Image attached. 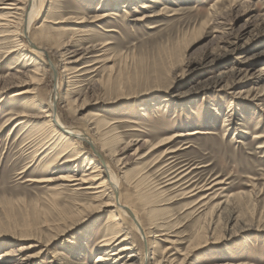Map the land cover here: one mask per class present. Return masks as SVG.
I'll use <instances>...</instances> for the list:
<instances>
[{"label": "rangeland", "instance_id": "rangeland-1", "mask_svg": "<svg viewBox=\"0 0 264 264\" xmlns=\"http://www.w3.org/2000/svg\"><path fill=\"white\" fill-rule=\"evenodd\" d=\"M8 1L16 8L0 4L1 264H96L113 229L114 208L100 205L109 196L40 182L102 166L87 141L58 159L70 140L35 115L57 84V114L106 154L122 198L148 225L154 263L264 264V0H37L29 34L41 54L23 31L29 0ZM176 170L182 182L165 186Z\"/></svg>", "mask_w": 264, "mask_h": 264}, {"label": "bare ground", "instance_id": "bare-ground-1", "mask_svg": "<svg viewBox=\"0 0 264 264\" xmlns=\"http://www.w3.org/2000/svg\"><path fill=\"white\" fill-rule=\"evenodd\" d=\"M43 1V0H42ZM42 3V2H40ZM0 4H2L1 8L3 9H7L8 11H11V9H15L16 7L14 6V3H11V1L8 0H0ZM49 4V3H48ZM40 7H42L39 4ZM147 5H144V7H146ZM40 7H38L37 5V0H29V2L26 4V18L24 20V29L23 31L26 34V38L29 40V44L31 46L34 47V51L37 50L40 54L41 51L44 52L46 49H44L43 46L38 45L34 39L30 36L29 32H30V27L32 26L31 23L33 21H35V19L38 17L39 15V9ZM43 8V7H42ZM2 10V9H1ZM229 12V11H228ZM41 13V12H40ZM23 14V13H22ZM116 15V14H115ZM149 16V15H148ZM151 16V15H150ZM9 17V16H8ZM228 17V16H227ZM12 23V22H11ZM14 23V22H13ZM221 23V22H220ZM6 24V23H5ZM9 24V23H8ZM20 24V23H19ZM247 24V23H246ZM10 25V24H9ZM3 26V25H2ZM11 26V25H10ZM15 27V26H14ZM67 30V29H66ZM90 30V29H89ZM16 31V30H15ZM82 33V32H81ZM71 34V33H69ZM73 34V33H72ZM35 36V35H34ZM76 38V37H75ZM68 39V38H67ZM69 41V40H68ZM72 41V40H71ZM67 41H65L66 43ZM71 43V42H69ZM68 43H66L67 45ZM61 45V43H60ZM64 45V44H63ZM65 45V46H66ZM71 47V46H70ZM33 48H31L32 50ZM29 50V49H28ZM62 50V49H61ZM68 50V49H67ZM80 50V49H79ZM60 51V49H59ZM75 51V50H74ZM73 51V52H74ZM78 51V50H77ZM107 51V50H106ZM37 52V53H38ZM68 52V51H67ZM82 52V51H81ZM80 52V53H81ZM84 52V50H83ZM82 52V53H83ZM77 53V52H75ZM86 53V52H85ZM46 54V53H45ZM61 54V53H60ZM64 54V53H63ZM78 54V53H77ZM66 55V54H65ZM64 55V56H65ZM67 56V55H66ZM68 57V56H67ZM25 58V57H23ZM66 58V57H65ZM64 58V59H65ZM83 58V57H82ZM81 58V59H82ZM42 59V58H41ZM71 59V58H70ZM35 60V59H34ZM57 61V60H56ZM71 61V60H70ZM79 61V60H78ZM73 62V61H72ZM75 62V61H74ZM51 63V62H50ZM58 64V63H57ZM70 64V63H69ZM76 65V64H75ZM66 66V65H65ZM64 66V67H65ZM52 68L54 67V65L51 66ZM67 67V66H66ZM69 67V66H68ZM84 67V66H83ZM82 67V68H83ZM55 69V68H54ZM65 69V68H64ZM75 69V68H74ZM81 69V68H80ZM34 70V69H33ZM69 70V69H68ZM39 71V70H38ZM56 71V70H55ZM71 71V70H70ZM76 71V70H75ZM25 73V72H24ZM56 73V72H55ZM54 73V74H55ZM20 74V71H19ZM37 74V73H36ZM39 74V73H38ZM12 75V74H11ZM56 75V74H55ZM71 75H73L71 73ZM75 75V74H74ZM80 75V73H79ZM78 75V76H79ZM17 76V75H16ZM59 77V76H58ZM74 77V76H73ZM76 78V77H75ZM72 80H74L73 78H71ZM69 79V82L72 81ZM77 80V79H76ZM33 82V81H32ZM77 82V81H76ZM78 83V82H77ZM70 84V83H69ZM41 85V84H40ZM71 85V84H70ZM60 85L57 84L53 90L52 95L50 96L49 99V103L48 106L46 105L45 108H43V105L41 106V110H39V114H35L38 115L39 117L42 116H46L49 117L50 121H51V125L52 128L55 130H57L59 133H61V135L65 138V139H69L70 140V145L68 147H66V151L64 152H59L58 155V159L62 158L63 156L65 157L66 154L70 153L72 151V149H75L76 147H78V143L82 142V141H87V142H91L94 146V150L96 152V154L99 156L100 160H101V164L102 166H98V165H91L87 167V170H85L83 172V175L80 177H75L76 175H70V174H66V175H61V176H56V175H50L48 178L42 179L40 182H45V183H49V182H55L56 180H68V181H72L74 182L73 185L82 188V189H88L90 190V193L93 195V199L97 200L100 198H104V196H109V201L108 202H102L100 205L104 206V207H113V211L112 213H110L108 215V219L107 221L112 223L113 229L110 233H107L105 235L102 236V238L100 239V243H101V250L102 248H104V251L100 254L97 255L96 257V264H161L160 261H157L154 263V260L156 259V250L154 247V244L152 242V240L150 239V231H147V227L148 225H146L141 217L140 214V209H135L134 206H132L129 202L124 201V198H122V194H120V189H121V183H120V179L118 178V175L116 174V172L113 169V166L110 162L107 161L106 159V154L104 152H102V148H100V146H98L94 139H92L89 135H87V133L83 132V131H77L74 130L71 126L66 125L60 118V116L57 114V102H58V97L60 94ZM4 89V87H3ZM35 91V90H34ZM37 92V91H36ZM24 93H32L31 90H22L20 92H17V94H24ZM62 95V94H61ZM261 96V95H260ZM65 101V100H64ZM42 103V102H41ZM59 103V102H58ZM92 111V110H91ZM93 112V111H92ZM91 112V113H92ZM94 113V112H93ZM46 114V115H45ZM95 114V113H94ZM98 114V113H97ZM23 116V115H22ZM32 117V116H31ZM34 117V115H33ZM48 120V119H47ZM102 120V119H101ZM86 121V120H85ZM25 121L19 120L17 122V124H23ZM47 122V121H46ZM102 122V121H99ZM34 123V122H33ZM31 123V124H33ZM104 123V122H102ZM99 124V123H98ZM49 126V125H48ZM47 128V127H46ZM51 129V128H50ZM105 129V128H104ZM45 130V129H44ZM49 130V129H47ZM47 130H45L47 132ZM51 131V130H50ZM49 131V132H50ZM55 131V132H57ZM45 132V133H46ZM199 131H196L195 133H197ZM54 133V132H53ZM104 133V132H103ZM183 133V132H182ZM118 134V133H117ZM105 135V134H104ZM47 136V135H46ZM54 136V135H53ZM57 136V135H56ZM55 136V137H56ZM108 136V135H107ZM105 136V138L107 137ZM180 136L179 134L174 135L171 139L176 138ZM42 137V136H41ZM45 137V136H44ZM52 137V135H51ZM96 137V136H94ZM40 138V137H39ZM43 138V137H42ZM46 138V137H45ZM49 138V137H47ZM53 138V137H52ZM179 138V137H178ZM105 140V139H104ZM111 140V139H110ZM103 141V139H102ZM109 141V140H108ZM107 141V142H108ZM27 143V142H26ZM169 143V142H168ZM186 143V142H185ZM140 145V144H139ZM143 146V145H142ZM160 146V145H159ZM102 147V146H101ZM104 147V146H103ZM105 147L108 148V146ZM128 148V147H127ZM104 150V149H103ZM106 150V149H105ZM109 152V151H108ZM54 153V152H53ZM131 155V154H130ZM108 156V155H107ZM133 157V156H132ZM135 157V156H134ZM34 158V157H33ZM109 158V157H108ZM63 159V158H62ZM74 159V158H73ZM133 159V158H132ZM116 160V159H115ZM119 161H121L123 164H128L129 161L131 160V157L126 155L124 157H120L118 159ZM68 162V161H67ZM66 162V163H67ZM90 164H92V160L90 161ZM61 166V164H59ZM120 165V164H119ZM127 166V165H126ZM55 167V165L53 166ZM125 167V166H124ZM123 168V167H122ZM70 170V169H69ZM183 170H176V171H172L171 173H169L168 175H166L165 178H167L164 182H165V186H173L177 183H179L182 179V175L181 172ZM125 172V171H124ZM70 176V177H69ZM124 179V177H123ZM132 179V178H130ZM136 179V178H135ZM133 180V179H132ZM182 182V181H181ZM160 183H158V185H160ZM109 190V193H107V191ZM195 190V189H194ZM139 195V194H138ZM125 196V195H124ZM143 196V195H142ZM208 196V195H207ZM127 197V196H125ZM139 197V196H138ZM131 198V197H130ZM141 198V196H140ZM139 198V199H140ZM144 198V197H143ZM143 198H141L142 202L145 201ZM147 198V197H145ZM126 199V198H125ZM128 199V198H127ZM136 199V198H135ZM149 199V198H148ZM201 202V201H200ZM143 208H146V206H148L147 204H145V202H143ZM148 203V202H147ZM141 204V203H140ZM197 204V203H196ZM151 205V204H150ZM95 206V205H94ZM138 205H136L137 207ZM141 207V206H139ZM102 208V207H101ZM142 208V209H143ZM150 208V206L148 207ZM151 211L153 212L154 209H151ZM117 212H120V214H123L125 216V218L127 220H129L131 222V225L133 228L136 229V231L139 233L138 235H140L143 245L140 243H136V241L134 240V238H132V236H129L130 231H127V228L125 226V224L120 221L121 217L118 215ZM151 212H149L148 214H150ZM143 215V214H142ZM151 215V214H150ZM144 216V215H143ZM146 219V218H145ZM122 220V219H121ZM126 222V221H125ZM149 224V223H148ZM149 228V227H148ZM134 232V231H133ZM136 233V232H135ZM157 233V232H156ZM137 234V233H136ZM164 234V233H163ZM152 236V235H151ZM155 236V235H154ZM156 237V236H155ZM136 239V238H135ZM138 244H140V247L143 248H139ZM172 246H169V248H171ZM28 249V248H27ZM168 252V251H167ZM22 253V252H21ZM8 255V252L4 255L2 254V256H6ZM26 255V254H25ZM1 256V255H0ZM27 256V255H26ZM33 256L28 258V262L30 261V259H32ZM1 260L2 258L0 257V264H1ZM122 260V261H121ZM165 260V259H164ZM119 261H121L120 263H118ZM23 262V261H22ZM164 262V261H163ZM19 263V262H18ZM3 264V263H2ZM166 264V263H165ZM172 264V263H171ZM181 264V263H180Z\"/></svg>", "mask_w": 264, "mask_h": 264}, {"label": "water", "instance_id": "water-1", "mask_svg": "<svg viewBox=\"0 0 264 264\" xmlns=\"http://www.w3.org/2000/svg\"><path fill=\"white\" fill-rule=\"evenodd\" d=\"M90 143V145L93 147V149H94V146H93V144L91 143V142H89Z\"/></svg>", "mask_w": 264, "mask_h": 264}]
</instances>
